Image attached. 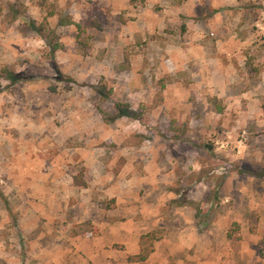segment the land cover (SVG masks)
I'll use <instances>...</instances> for the list:
<instances>
[{"label": "clouds", "instance_id": "1", "mask_svg": "<svg viewBox=\"0 0 264 264\" xmlns=\"http://www.w3.org/2000/svg\"><path fill=\"white\" fill-rule=\"evenodd\" d=\"M0 264H264V0H0Z\"/></svg>", "mask_w": 264, "mask_h": 264}]
</instances>
